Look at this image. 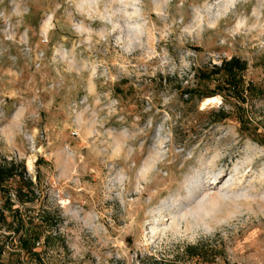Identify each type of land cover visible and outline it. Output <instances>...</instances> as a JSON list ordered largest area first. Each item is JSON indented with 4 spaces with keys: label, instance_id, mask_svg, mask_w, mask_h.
<instances>
[{
    "label": "rangeland",
    "instance_id": "374dc122",
    "mask_svg": "<svg viewBox=\"0 0 264 264\" xmlns=\"http://www.w3.org/2000/svg\"><path fill=\"white\" fill-rule=\"evenodd\" d=\"M4 161L0 264H264V0H0Z\"/></svg>",
    "mask_w": 264,
    "mask_h": 264
},
{
    "label": "trees",
    "instance_id": "16d2710c",
    "mask_svg": "<svg viewBox=\"0 0 264 264\" xmlns=\"http://www.w3.org/2000/svg\"><path fill=\"white\" fill-rule=\"evenodd\" d=\"M245 68H246V64L243 60H240L239 58L235 56H231L228 59H222L218 65H213L211 67L210 73L208 74L200 73L201 74L200 79L201 80L208 79V77L211 75L221 76L223 78L222 86H224V87H221V90H225L226 92L231 94L230 90L234 89L233 81H234L235 75L242 73L245 70ZM220 92H223V91H220ZM213 94L215 93L213 92L212 93H200L199 97L211 96ZM240 100L241 102H243V99H240ZM217 112L219 114V119H223L226 117V114L223 112L222 109H219ZM15 178H18L21 184V186H19L17 190L15 191L16 200L20 202H31L33 199V197L30 195L32 191L31 190L32 182L30 181V179L23 176L22 164H17L14 161H9V162L4 161L3 163H0V195L1 194L9 195L8 192L7 193L5 192L6 190L5 188L7 187L9 181ZM9 200L11 201V198H9ZM0 220L2 222H5V215L2 209H0ZM22 229L26 230L25 228H23L21 221H20L19 226H16L14 230L15 232H17L18 230H22ZM27 238L20 239V245L23 248H25L26 251H30L32 246L34 245V240L38 238V235L35 237V239H32L31 243L27 241ZM29 244H31V246ZM191 255L194 256V255H197V253L194 252V253H191ZM159 263L176 264L174 263L173 260H169V261L161 260L159 261Z\"/></svg>",
    "mask_w": 264,
    "mask_h": 264
},
{
    "label": "bare ground",
    "instance_id": "6f19581e",
    "mask_svg": "<svg viewBox=\"0 0 264 264\" xmlns=\"http://www.w3.org/2000/svg\"><path fill=\"white\" fill-rule=\"evenodd\" d=\"M218 98L216 96L205 98L202 101V106H205V105L210 104V103H215L218 101Z\"/></svg>",
    "mask_w": 264,
    "mask_h": 264
}]
</instances>
